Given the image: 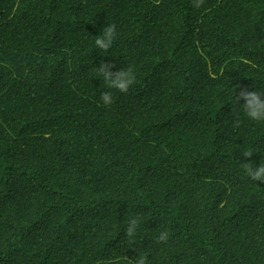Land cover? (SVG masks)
<instances>
[{
    "label": "trees",
    "instance_id": "obj_1",
    "mask_svg": "<svg viewBox=\"0 0 264 264\" xmlns=\"http://www.w3.org/2000/svg\"><path fill=\"white\" fill-rule=\"evenodd\" d=\"M241 90L264 93V0H0V264H264Z\"/></svg>",
    "mask_w": 264,
    "mask_h": 264
},
{
    "label": "clouds",
    "instance_id": "obj_2",
    "mask_svg": "<svg viewBox=\"0 0 264 264\" xmlns=\"http://www.w3.org/2000/svg\"><path fill=\"white\" fill-rule=\"evenodd\" d=\"M202 3V0H200ZM200 4H195V7H199ZM116 26L108 25L103 28L102 33L95 38V45L97 48L107 51L115 39ZM111 63H105L101 61L100 66L97 68V74L103 77L104 82L109 88L118 89L121 92H127L129 87L135 83V75L131 68L127 70L121 69L116 72H112L109 69L113 68ZM264 93L262 92H249L247 90H241L239 96H235L237 103L240 99H243V108L246 116L254 121H264ZM101 100L105 105L112 103V95L110 92H103L101 94ZM253 152L245 151L243 156L245 158L252 156ZM244 174L252 181L264 182V163H260L259 166L254 167L251 163H242ZM139 219H130L127 226L124 229L125 235L130 239H134L136 231L139 227ZM170 233L167 230L161 231L157 237V243H167ZM129 264H147V256L139 255L135 260H131Z\"/></svg>",
    "mask_w": 264,
    "mask_h": 264
}]
</instances>
